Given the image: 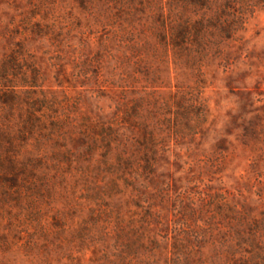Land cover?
<instances>
[{
  "label": "rangeland",
  "instance_id": "374dc122",
  "mask_svg": "<svg viewBox=\"0 0 264 264\" xmlns=\"http://www.w3.org/2000/svg\"><path fill=\"white\" fill-rule=\"evenodd\" d=\"M240 2L243 30L185 59L174 55L172 23L201 14L179 0H0V63L16 55L21 93L29 67L37 69V97L53 105L66 132L44 154L69 152L57 167L47 162L53 182L32 208L11 201L0 210V264H103L144 229L171 249L174 236L193 239L207 228L197 214L215 225L222 197L263 217L264 0ZM195 102L201 106L185 110ZM125 112L136 125L120 124ZM86 121L117 127L129 156H138L142 125L167 150L159 149L152 173L136 158L117 177L98 170L103 150L91 154L83 143ZM167 251L154 261L165 264ZM203 253L211 255L209 245Z\"/></svg>",
  "mask_w": 264,
  "mask_h": 264
},
{
  "label": "trees",
  "instance_id": "16d2710c",
  "mask_svg": "<svg viewBox=\"0 0 264 264\" xmlns=\"http://www.w3.org/2000/svg\"><path fill=\"white\" fill-rule=\"evenodd\" d=\"M190 13H200L198 20L190 17H180L172 23V47L174 55L179 58H201L210 50L212 39L219 37L222 40L233 39L242 31L239 26L242 17L237 16L238 10L235 5H241L240 0H179ZM215 10H214V9ZM212 13L208 16L207 13ZM240 13V12H239ZM195 14V15H197ZM16 55L9 56L0 63V210L5 206L18 204L19 209L26 211L34 206L35 195H40L49 183L53 181L48 178L44 168L51 162L61 161V156L69 154L68 151L53 150L52 155L44 154L46 146L52 138L62 135L64 120L51 116L53 105H49L45 98L37 97L40 74L33 66L29 71L33 73L28 80H23L22 87L27 88L22 93L17 90L13 78L17 75L19 68ZM178 98L179 108L184 103ZM52 106V107H51ZM201 105L192 103L186 111H193ZM47 110V111H46ZM134 115L140 114V107L132 108ZM54 112V111H53ZM129 112L122 116L120 124H135ZM84 125L81 133L83 143L87 144V150L94 153L102 149V158L99 161L98 170H106V173H115L121 176L124 170L131 169L138 158L137 165L144 171L152 173L155 165L156 155L159 149L166 151V146L160 143L156 135L145 125L140 126L142 137L136 140L137 155L129 156L122 150L123 136L117 127L105 126L104 124ZM136 125V124H135ZM118 129V130H117ZM62 148L65 146L58 145ZM96 150V151H97ZM115 151H118L115 153ZM114 154V156H113ZM113 157L114 163L109 162ZM144 164H140V163ZM118 180V178H117ZM34 200V201H33ZM12 201V202H11ZM221 206H216L214 217L210 220L216 221L211 225L204 220V213L197 214L198 221H204L207 228L202 234L193 235L186 233L174 236L171 242V249L168 244L163 246L157 239L148 238L145 241V233L137 236L135 241L126 244V251L117 257L115 261L107 260L103 264H158L155 259L162 256L164 250H168V257L165 264H264V214L260 219L255 216L246 206L230 205L222 197ZM195 215V214H194ZM222 219L223 222H218ZM228 230H223V228ZM214 231V232H213ZM213 232V234H210ZM166 241L169 240L165 237ZM209 245L211 255L206 256L203 249ZM134 247H140L142 251L149 253V256H135L131 254ZM130 249V250H129ZM135 257V258H132ZM132 258V259H131ZM135 259V260H134Z\"/></svg>",
  "mask_w": 264,
  "mask_h": 264
}]
</instances>
